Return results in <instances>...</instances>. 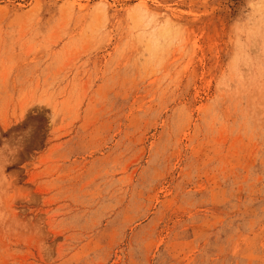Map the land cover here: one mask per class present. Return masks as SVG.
<instances>
[{
    "label": "rangeland",
    "instance_id": "rangeland-1",
    "mask_svg": "<svg viewBox=\"0 0 264 264\" xmlns=\"http://www.w3.org/2000/svg\"><path fill=\"white\" fill-rule=\"evenodd\" d=\"M0 264H264V0H0Z\"/></svg>",
    "mask_w": 264,
    "mask_h": 264
}]
</instances>
